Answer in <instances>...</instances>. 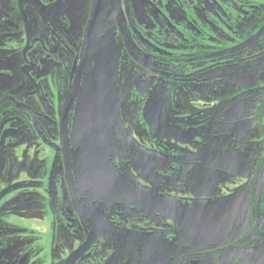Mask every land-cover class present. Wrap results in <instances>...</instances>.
I'll use <instances>...</instances> for the list:
<instances>
[{"label": "flooded vegetation", "instance_id": "flooded-vegetation-1", "mask_svg": "<svg viewBox=\"0 0 264 264\" xmlns=\"http://www.w3.org/2000/svg\"><path fill=\"white\" fill-rule=\"evenodd\" d=\"M0 264H264V0H0Z\"/></svg>", "mask_w": 264, "mask_h": 264}, {"label": "rangeland", "instance_id": "rangeland-1", "mask_svg": "<svg viewBox=\"0 0 264 264\" xmlns=\"http://www.w3.org/2000/svg\"><path fill=\"white\" fill-rule=\"evenodd\" d=\"M107 46V45H106ZM104 51H105V53L107 54V56H108V53L109 54H113L114 53V50H113V47L112 48H108V47H106L105 49H104Z\"/></svg>", "mask_w": 264, "mask_h": 264}]
</instances>
